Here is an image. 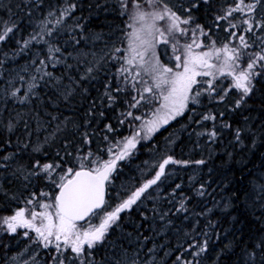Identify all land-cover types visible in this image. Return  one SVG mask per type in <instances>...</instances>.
I'll use <instances>...</instances> for the list:
<instances>
[{
    "label": "trees",
    "instance_id": "1",
    "mask_svg": "<svg viewBox=\"0 0 264 264\" xmlns=\"http://www.w3.org/2000/svg\"><path fill=\"white\" fill-rule=\"evenodd\" d=\"M237 3L0 0V33L13 29L0 41V221L20 209L31 220L32 212L45 211L42 204L52 205L47 211L55 218L61 177L64 182L79 168L101 167L137 132L136 147L116 161L106 180L105 206L88 220L114 210L167 157L181 162L166 165L104 239L85 245L79 256L63 240L59 251L55 243L45 248L36 233L22 227L12 233L0 223V264H264V61L258 59L264 55V0H244L253 11L228 15ZM164 5L180 18L183 34L167 31V17L154 19ZM140 14L154 23L146 29L154 63L175 72L176 57L182 62L192 45L194 54L213 52L214 66L200 70L212 76L196 77L195 100L147 137L142 124L163 101L155 90V97L144 94L150 103L131 107L138 91L153 84L151 74L126 63ZM225 45L240 58L225 63L224 52H215ZM252 61V91L244 95L233 86L234 76ZM136 71L140 76L133 80ZM203 86L208 91L197 97ZM45 164L53 168L44 171Z\"/></svg>",
    "mask_w": 264,
    "mask_h": 264
},
{
    "label": "snow or ice",
    "instance_id": "2",
    "mask_svg": "<svg viewBox=\"0 0 264 264\" xmlns=\"http://www.w3.org/2000/svg\"><path fill=\"white\" fill-rule=\"evenodd\" d=\"M70 7H75L71 5ZM245 8L247 11L251 12L254 9L253 4L244 5V0H240V3H237L234 8H232L228 15H231L232 12H241ZM51 15V13L49 14ZM168 18L170 21L167 31L171 34L173 32H180L183 34L186 30L180 28V18L172 12L171 9L164 5V9L161 13H155L154 19L164 20ZM141 21L144 19L143 14H140L138 17ZM219 19H226V17H219ZM59 23V21H57ZM184 24H187L188 21H183ZM248 23V21H244ZM149 29L151 26H148ZM199 27V26H197ZM248 30H252V25L249 24ZM13 31L11 27L4 28L3 32L0 33V41L5 40L9 34ZM43 31V27L41 28ZM50 34V33H49ZM151 33L149 32V35ZM133 36L136 41H138L139 46H143L144 50L147 51L148 47H151V41L142 39L138 34L133 33ZM163 37V33H161ZM36 35L31 36L30 40H26L25 45L29 44L31 40H35ZM244 48H248L249 45L244 42V37H239ZM167 42L166 40L164 41ZM200 47V45H196ZM187 52L183 57L182 62L181 57L177 56L176 64L177 71L173 72L172 68L162 67L158 62L145 67V62L143 59L144 52L137 51V44L130 43V51L132 55L126 60L127 65L131 66L137 64L143 68L145 73L152 75L153 84L151 86H145L142 92L138 91L139 99L135 100V103L131 107H136L145 101L150 103L151 100L149 97L145 96V93L152 94L156 96L155 90L159 91L158 98H161L163 103L160 108L156 110L154 115L155 119L145 121L142 124V130L145 133V137L155 132L160 125L167 124L168 121L174 118L177 115H180L189 99L195 100V97H190L189 93L192 91V86L197 83V76H212L211 71H200L201 69H211L214 66L209 63L210 58L213 55V52H202L200 54H194L191 49L192 45H187ZM59 51V49H57ZM119 51V49H117ZM223 51L225 54V63L229 61L238 60L240 58V53L237 49H230L227 45L223 49H216L215 52L219 53ZM260 61H264V55L259 56ZM256 61H252L247 65V70L240 72L238 75L234 76L233 86L236 89L242 90L244 95L249 94L252 91L251 79L253 69ZM179 69H182L179 70ZM92 69L89 68L90 72ZM122 73H130L129 67H122L120 69ZM140 76V72L136 71L135 75H132V79L136 80ZM127 80V77H125ZM143 83V81H139ZM208 84L211 89V81H208ZM166 86V87H165ZM135 88V84H133ZM118 91L120 89H117ZM215 91V89H211ZM196 95H200L199 92ZM223 99V97H221ZM239 103V102H238ZM163 115H159V113ZM128 116H131L132 113L128 112ZM209 117H205L208 119ZM135 120H140L141 117H134ZM215 135V133H212ZM140 136V133L137 132L133 136L128 137L124 142L123 148L115 154V158L109 161H106L101 167L93 170H81L75 173L73 179L63 182V177H61L60 191L59 195L55 197L54 207L55 219L53 214L47 209L52 207V205L42 204L40 207L44 208V212H32L31 220L25 218V210L20 209L16 211L14 215L4 217L0 223L6 225L7 231L15 233L17 228H31L35 231L36 236L39 240L44 242V247L47 248L50 244L55 243V248L57 251L61 249L60 241L63 240L65 246H70L71 251L76 253L78 256L84 252V246L87 245L88 248H92L96 243L104 239L105 233L107 232L109 226L113 224L118 218L119 213L125 209L131 208L135 204L142 194L146 192L152 185H155L157 181L160 180L161 176L164 175L165 166L170 163H181L180 161H175L171 156L163 160L162 163L158 165L159 170L155 173V176L152 179L147 180L141 187L133 191L127 199L123 200L113 211L106 212L104 219L96 227H89L84 230H79L77 228V221L84 220L86 216L90 214H95L97 210H101L105 205L104 200V182L108 179L109 173L115 168L116 161L122 160L130 154L131 149L136 147L137 137ZM186 163V162H184ZM197 163H202V161H197ZM39 162L37 161V165ZM53 165L45 164L42 166V170L48 171L52 169ZM69 173L72 172V169L67 170ZM40 218L41 223L37 226L34 221ZM27 236L28 233L25 232ZM203 250V249H201ZM60 264H63V261H60Z\"/></svg>",
    "mask_w": 264,
    "mask_h": 264
},
{
    "label": "rangeland",
    "instance_id": "3",
    "mask_svg": "<svg viewBox=\"0 0 264 264\" xmlns=\"http://www.w3.org/2000/svg\"><path fill=\"white\" fill-rule=\"evenodd\" d=\"M144 16V15H143ZM138 17H139V15H138ZM135 18V19H137V21L135 22V20H134V22H135V24H136V26L138 27V31L136 30V31H134V33H136V34H138V36L140 37V38H142V39H145V40H149V41H151L152 40V38H150V35H149V32H146V29H149V25L151 26V29L153 30V28H154V23H153V21L152 20H147V21H144V19H145V17L146 16H144V19L141 21L139 18ZM138 21H139V23H138ZM144 21V22H143ZM135 24H134V27H135V29H136V26H135ZM152 35V34H151ZM134 40V41H133ZM135 43V44H137V51H141V52H144V56H143V59H144V62H145V67H147V66H150V65H152V64H154V61H156V57H155V54L153 53V52H148V50L149 49H152L153 48V44H152V46L151 47H148L147 48V51H145L144 50V47L143 46H139V43H138V41H136L135 40V38H134V36H133V39H132V41H131V43ZM149 54V55H148ZM134 67H136L137 69H143V68H141V67H139L138 66V62H137V64H134ZM195 86H198V84L196 83V84H194L193 86H192V90L194 89V87ZM202 89V90H201ZM201 89H199V93H200V95H198V96H201V94H203V93H205L206 91H208V88H206L205 86H203V88H201ZM192 92V91H191ZM191 92L189 93V95L191 94ZM197 96V95H196ZM197 96V97H198ZM160 100V99H159ZM184 111V110H183ZM159 115H163V113L161 112V113H159ZM156 118V116L155 115H152V118H151V120L152 119H155ZM173 119V118H172ZM171 120V119H170ZM165 124H161L160 125V127L158 128V129H160L162 126H164ZM157 129V130H158ZM156 130V131H157ZM152 134V133H151ZM112 172V171H111ZM111 172L109 173V175H108V177H110V174H111ZM108 211H113V210H106V211H104V212H100L99 214H97L96 216H94L93 218H91L90 220H88V221H86V222H84V223H77V228L79 229V230H84V229H87V228H89V227H96V226H98L100 223H101V221L104 219V216H105V214H106V212H108ZM52 213V212H51ZM29 217L31 218V214L29 215ZM55 219V218H54ZM34 223L37 225V226H39L40 225V223H41V220H40V218L39 217H37V219L34 221Z\"/></svg>",
    "mask_w": 264,
    "mask_h": 264
},
{
    "label": "water",
    "instance_id": "4",
    "mask_svg": "<svg viewBox=\"0 0 264 264\" xmlns=\"http://www.w3.org/2000/svg\"><path fill=\"white\" fill-rule=\"evenodd\" d=\"M93 170L92 168H88V167H83V168H79V169H77L74 173H73V175L71 176V177H69L67 180H70V179H73L74 178V176H75V173L77 172V171H81V170ZM67 180H65L64 182H67ZM59 191H60V187H59V189H58V191L56 192V194H55V197L57 196V195H59ZM107 197H108V185H107V183H106V181L104 182V200H105V204H106V201H107ZM105 206V205H104ZM103 206V207H104ZM102 207V208H103ZM99 210H97V212H98ZM94 214H90L89 216H86L85 218H84V220H81V221H77V223H84V222H86L91 216H93Z\"/></svg>",
    "mask_w": 264,
    "mask_h": 264
},
{
    "label": "flooded vegetation",
    "instance_id": "5",
    "mask_svg": "<svg viewBox=\"0 0 264 264\" xmlns=\"http://www.w3.org/2000/svg\"><path fill=\"white\" fill-rule=\"evenodd\" d=\"M18 229V228H17ZM24 230H26L27 232H31V233H35V231L33 230V229H31V228H25Z\"/></svg>",
    "mask_w": 264,
    "mask_h": 264
}]
</instances>
